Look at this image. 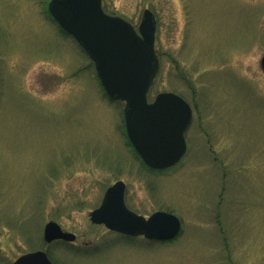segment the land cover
<instances>
[{"label":"rangeland","instance_id":"rangeland-1","mask_svg":"<svg viewBox=\"0 0 264 264\" xmlns=\"http://www.w3.org/2000/svg\"><path fill=\"white\" fill-rule=\"evenodd\" d=\"M50 0H0V264H264V0H102L138 29L157 20L152 102L193 108L187 154L147 169L87 54L48 22ZM123 180L127 205L182 222L173 241L129 239L89 214ZM54 221L73 243L44 240Z\"/></svg>","mask_w":264,"mask_h":264},{"label":"water","instance_id":"water-1","mask_svg":"<svg viewBox=\"0 0 264 264\" xmlns=\"http://www.w3.org/2000/svg\"><path fill=\"white\" fill-rule=\"evenodd\" d=\"M49 12L63 31L70 34L95 65L109 99L124 106L126 134L130 144L151 170L163 171L177 165L187 151L185 131L192 119L190 105L174 93H160L153 102L148 93L160 70L155 51L156 19L146 9L138 31L120 17L106 14L102 0H51ZM264 72V55L261 59ZM125 183L110 187L99 208L90 214L93 224L151 241H172L182 230L180 219L156 212L146 219L125 204ZM47 243L74 242L76 236L54 221L44 229ZM13 264H53L48 254L36 251Z\"/></svg>","mask_w":264,"mask_h":264},{"label":"flooded vegetation","instance_id":"flooded-vegetation-1","mask_svg":"<svg viewBox=\"0 0 264 264\" xmlns=\"http://www.w3.org/2000/svg\"><path fill=\"white\" fill-rule=\"evenodd\" d=\"M47 14H48V15H47V18H48L47 21L50 22V23L53 22V19H52V17L49 15L48 11H47ZM112 185H113V184H112ZM112 185H111V186H112ZM126 187H127V188H126V193H125V200H126V203H127V189H128L127 184H126ZM129 208H130V207H129ZM130 209H132V208H130ZM132 210H133V209H132ZM133 211H135V210H133ZM156 211H158V210H156ZM156 211H154V212H156ZM135 212H137V211H135ZM154 212H153V213H154ZM137 213H138V212H137ZM153 213H151V214H153ZM138 214H140V213H138ZM151 214L144 215V216H145V217H149ZM142 215H143V214H142Z\"/></svg>","mask_w":264,"mask_h":264}]
</instances>
